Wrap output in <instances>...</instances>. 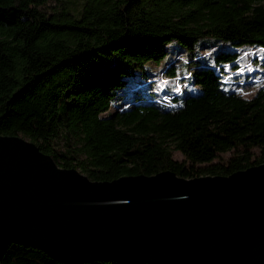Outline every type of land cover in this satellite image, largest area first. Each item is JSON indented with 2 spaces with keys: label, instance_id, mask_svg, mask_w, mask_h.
Segmentation results:
<instances>
[{
  "label": "trees",
  "instance_id": "obj_1",
  "mask_svg": "<svg viewBox=\"0 0 264 264\" xmlns=\"http://www.w3.org/2000/svg\"><path fill=\"white\" fill-rule=\"evenodd\" d=\"M0 132L95 181L262 164L264 0H0ZM1 264L66 263L15 242Z\"/></svg>",
  "mask_w": 264,
  "mask_h": 264
},
{
  "label": "water",
  "instance_id": "obj_2",
  "mask_svg": "<svg viewBox=\"0 0 264 264\" xmlns=\"http://www.w3.org/2000/svg\"><path fill=\"white\" fill-rule=\"evenodd\" d=\"M15 242L66 264H264V163L95 181L0 132V264Z\"/></svg>",
  "mask_w": 264,
  "mask_h": 264
},
{
  "label": "rangeland",
  "instance_id": "obj_3",
  "mask_svg": "<svg viewBox=\"0 0 264 264\" xmlns=\"http://www.w3.org/2000/svg\"><path fill=\"white\" fill-rule=\"evenodd\" d=\"M245 53L246 54H249V53L251 54V55L248 56L250 60L254 57L252 55V52L249 51V50H246ZM252 67H253V65L250 66V67H247V68H250L251 69ZM236 71L237 72H240V70H236ZM241 72H242V70H241ZM136 79H138L137 76H133L132 79H131V81H135ZM251 80H253V79H251ZM173 82L174 81L172 79H170V78H167L166 81H163V80L160 79V82L155 81L154 87L156 88V90L159 93H162V92H164V89H166L167 87H171V85H173ZM255 90H256V87L253 86V85H251V84H249L245 88V94L246 95H251ZM230 153L231 152H228V153L223 154V157H228L230 155ZM174 154H175V157L177 159H181L182 158V155L180 154V152L175 151Z\"/></svg>",
  "mask_w": 264,
  "mask_h": 264
}]
</instances>
